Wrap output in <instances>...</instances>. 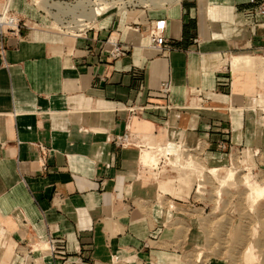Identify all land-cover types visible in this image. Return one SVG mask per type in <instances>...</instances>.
<instances>
[{"label": "crops", "instance_id": "obj_1", "mask_svg": "<svg viewBox=\"0 0 264 264\" xmlns=\"http://www.w3.org/2000/svg\"><path fill=\"white\" fill-rule=\"evenodd\" d=\"M10 7L25 24L0 28V264H180L192 201L159 200L144 171L160 162L144 165L123 138L129 124L146 147L180 133L208 157L251 148L264 159V0H177L157 18L112 14L78 35L35 26L31 1ZM157 20L164 52L150 46ZM234 55L255 56L263 82L235 71Z\"/></svg>", "mask_w": 264, "mask_h": 264}, {"label": "rangeland", "instance_id": "obj_2", "mask_svg": "<svg viewBox=\"0 0 264 264\" xmlns=\"http://www.w3.org/2000/svg\"><path fill=\"white\" fill-rule=\"evenodd\" d=\"M30 1L41 10L35 22L38 24L35 26L59 33H70L73 29L76 35L97 27L96 23H89V20H86L88 23L81 28L68 27L75 25L80 13L65 9L64 6H73L72 3L75 2L48 0L52 4L48 8L43 0H26ZM106 1L108 5L111 4V8L101 20L112 14H141L154 19L177 0ZM260 109L264 112V109ZM129 136L130 143H136V138L130 131ZM179 137L183 142H180V139L177 141L174 134L166 135V140L161 143L176 141L178 151L170 155L171 158L184 162L186 158L191 157L197 165L185 167L182 164L175 167L167 157L162 156L158 169L150 168L144 173L148 176V182L157 184L155 186L162 195L159 200H165L171 195L183 198L189 196L192 208H195L192 215H189L191 220L185 216L184 223L177 227V232L181 234L177 237H181L177 249L180 264H264V199L254 202L249 196V189L244 180L247 174L258 181L264 180V159L261 151L236 148L227 155L208 157L206 145L198 137L193 139L180 133ZM146 142L149 141H141L139 138L137 144L141 147H138L143 150ZM199 166L204 167L201 176ZM209 167H219V174L215 176L208 172ZM226 168H232L234 176L223 185L218 177L225 173ZM250 246L253 247L255 259L248 261L245 254Z\"/></svg>", "mask_w": 264, "mask_h": 264}, {"label": "bare ground", "instance_id": "obj_3", "mask_svg": "<svg viewBox=\"0 0 264 264\" xmlns=\"http://www.w3.org/2000/svg\"><path fill=\"white\" fill-rule=\"evenodd\" d=\"M43 1L45 2V5L48 6V8L52 5L51 3L48 2V0H43ZM80 3L83 5L84 13H80L79 17L76 18L74 26H68V27H74L77 29L81 28L88 23L85 22L86 20H89V23H97V21L100 20L101 17L105 15V13L108 12L109 9L111 8L110 6L111 4L108 5L109 3H107L106 0H82ZM64 7L65 9L68 10H75L76 6L67 5V7L66 6ZM69 32L72 35H76V32L73 29H71ZM256 62H257V58L253 55H234L232 57V67L235 71L248 70L250 72H259L260 73L259 78L263 82V71L257 69ZM255 105L259 106V108L264 109V97L256 99ZM128 129L131 135H133L136 138V143L134 144L141 147L140 144H137L139 138L135 136V134L130 130L129 124H128ZM148 146L149 145H147V147L145 146L141 154V161L144 165H149L150 167L157 168L160 162V157L162 156L167 157V159L170 160L171 165L175 167H178L182 164L185 165V167L197 165L196 161L191 157L186 158L184 162L181 161L177 162L171 158L170 155H173L178 151L177 143L175 141H169L168 144L166 145L156 144L155 146H150V147ZM199 168L200 169L198 170L201 176L202 173L204 172V167L199 166ZM219 170H220L219 167H209L207 169L208 172L215 174V176L219 174L218 173ZM233 176H234V170L232 168H226L225 173L219 176L218 179L221 183H224L223 185H225V183L229 181ZM244 178H245L244 179L245 185L247 184L249 189V196L253 199V201L256 202L257 200L264 199V180L258 181L254 179L250 174H247ZM252 250L253 247L250 246L245 254V258L248 261L255 259L254 252Z\"/></svg>", "mask_w": 264, "mask_h": 264}, {"label": "built area", "instance_id": "obj_4", "mask_svg": "<svg viewBox=\"0 0 264 264\" xmlns=\"http://www.w3.org/2000/svg\"><path fill=\"white\" fill-rule=\"evenodd\" d=\"M70 2H75V4L72 3V5H75V12L78 13H84L83 11V5L80 3L82 0H69ZM8 2L7 7H2L0 11V28L1 32L5 31H11L14 33H18L25 24V21L23 17L13 11L10 7V2L11 0H6L5 3ZM64 3H67L65 0H63ZM260 12L264 14V7L260 8ZM163 24L161 20H157L152 24V28L150 31V46L156 50L159 51H165L167 48V42H166V37L163 33ZM108 40L112 44V48L109 51L111 57L113 58H118L120 56H123L125 54V49L122 46L121 43L118 42L117 39L114 38H108ZM162 93L163 96L167 97L168 94L170 93V84L169 82H164L162 84ZM131 112L135 113L136 109L135 108H130ZM130 136L129 134H126L123 138V141L125 144H129ZM221 147H224L223 143H220Z\"/></svg>", "mask_w": 264, "mask_h": 264}]
</instances>
